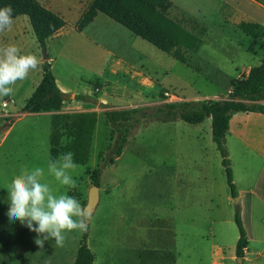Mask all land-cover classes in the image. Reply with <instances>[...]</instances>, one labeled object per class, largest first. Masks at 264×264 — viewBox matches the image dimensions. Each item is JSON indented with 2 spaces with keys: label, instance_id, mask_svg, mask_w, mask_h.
Instances as JSON below:
<instances>
[{
  "label": "rangeland",
  "instance_id": "1",
  "mask_svg": "<svg viewBox=\"0 0 264 264\" xmlns=\"http://www.w3.org/2000/svg\"><path fill=\"white\" fill-rule=\"evenodd\" d=\"M36 1L59 15L65 26L42 48L27 17L19 16L0 46L15 44L21 54H34L40 60L38 69L16 82L12 95L0 97V264H73L81 231L67 232L63 247L51 239L40 248L35 244L36 233L18 220L9 221L14 177L24 167H42V182L49 183L57 196H73L84 207L93 186L90 173L100 165L99 154L109 144L110 127L103 112L169 103L164 93L177 96V102L227 99L232 83L259 65L264 55V36L250 52L251 38L237 27L246 21L264 30V0H168L171 19H193L206 29L199 50L186 54V64L103 14L83 33L78 32L77 25L91 0ZM185 27L190 29V23ZM109 52L131 65L130 74H109L113 59ZM45 62L51 65L57 87L68 93L66 107L86 108L96 114L88 161L72 173L75 189L61 185L47 172L50 125L45 117L21 112L41 80ZM76 95L89 101L76 100ZM242 120L251 127L256 123L253 117L236 119ZM240 142L229 134L225 137L237 194L261 170L260 160L248 154ZM65 143L62 138L60 144ZM98 189L86 240L93 264H238L234 215L239 209L241 217L242 210L235 203L239 197L230 195L212 141L210 119L198 125L142 122L121 156L101 170ZM258 214L264 212H254L253 223L244 218L252 234L262 228L264 215Z\"/></svg>",
  "mask_w": 264,
  "mask_h": 264
},
{
  "label": "trees",
  "instance_id": "2",
  "mask_svg": "<svg viewBox=\"0 0 264 264\" xmlns=\"http://www.w3.org/2000/svg\"><path fill=\"white\" fill-rule=\"evenodd\" d=\"M11 6L14 20L26 16L37 43L44 48L48 38L55 35L64 26L63 19L44 8L36 0H0V8ZM172 4L168 0H91L77 25L82 32L96 18L103 14L124 27L133 36L149 43L157 50L170 55L181 64L187 63L186 54L199 50L206 29L193 19H171L168 15ZM190 23V29L185 27ZM238 29L251 38L248 51L260 43L264 36L263 27L257 23L242 21ZM261 46H264L262 43ZM66 96L56 85L51 65L45 62L42 77L33 93L22 107L24 114H41L59 112ZM76 100L89 101L81 95ZM264 55L259 65L249 69L246 76L231 85L225 100L179 101L162 103L155 106L135 107L126 110L105 111L103 116L110 127L109 144L99 154L100 165L90 173L92 185L99 187L100 173L106 165L118 159L133 131L142 123L157 121L173 123L181 121L190 125L201 124L211 120L212 141L216 146L224 167L226 182L232 198L238 196L233 184L231 169L227 159L225 137L229 130L232 115L242 112L264 114ZM96 114L93 112L53 114L50 120L49 159H57L59 154L71 151L74 162L85 165L89 157V148ZM66 139L62 146L60 141ZM234 223L238 231L235 256L243 258L247 247V236L242 225L240 211L236 210ZM88 230L82 232V238L76 251L73 264H93L94 255L87 246Z\"/></svg>",
  "mask_w": 264,
  "mask_h": 264
},
{
  "label": "clouds",
  "instance_id": "3",
  "mask_svg": "<svg viewBox=\"0 0 264 264\" xmlns=\"http://www.w3.org/2000/svg\"><path fill=\"white\" fill-rule=\"evenodd\" d=\"M13 11L11 6L0 8V34L12 29ZM39 66L40 60L36 55L21 54V49L15 44L0 47V97L12 95L16 82L25 80ZM78 167L74 154L69 151L57 159L50 158L47 172L61 185L75 189L77 182L72 173ZM44 176L42 167L21 169L10 185L7 216L10 222L18 220L36 233L35 244L40 248L51 239L57 247H63L67 232L88 230L90 214L75 197L68 194L57 196L49 183L42 182Z\"/></svg>",
  "mask_w": 264,
  "mask_h": 264
},
{
  "label": "crops",
  "instance_id": "4",
  "mask_svg": "<svg viewBox=\"0 0 264 264\" xmlns=\"http://www.w3.org/2000/svg\"><path fill=\"white\" fill-rule=\"evenodd\" d=\"M83 32L84 31L81 33ZM58 33L59 31L53 36L58 35ZM8 37L9 35H7V32L0 34V46L5 40L8 39ZM111 57L113 58L111 62L112 69L109 68V74L111 76L117 77V75L120 73L130 74V72L133 70L131 65L122 59L112 56V54ZM60 91L63 94L68 95L67 91ZM167 101H169V99H167ZM69 107H66L64 102L62 109L59 112L41 113L42 117H45L44 119L46 125H50L51 115L53 114H72L91 111L86 108L73 109ZM245 116L253 117V119H256V123L251 127L250 124L245 120L240 122L236 121V119ZM228 134L235 141L240 142L246 140L245 142L240 143L245 147L248 154L259 159L261 162L260 173L257 175L251 185L238 193V197L242 210V222L248 240L247 247L244 250L242 263L264 264V217L260 219V225L262 228L259 227L260 231H258L256 234H252V232L249 231V226H247V223H245L244 220V218L247 217L248 222L253 223L255 220L254 212H264V114L242 112L232 115L229 121V130L226 135ZM262 215L258 214V217ZM253 243H255V246H253Z\"/></svg>",
  "mask_w": 264,
  "mask_h": 264
},
{
  "label": "water",
  "instance_id": "5",
  "mask_svg": "<svg viewBox=\"0 0 264 264\" xmlns=\"http://www.w3.org/2000/svg\"><path fill=\"white\" fill-rule=\"evenodd\" d=\"M44 59L49 60L48 56L46 55L44 56ZM98 200H99V189L97 186L93 185L88 192L87 202L84 206L85 211L91 215L98 204ZM238 202H239V199L237 198L235 200V203L238 204ZM241 262L242 260L238 258L237 263L241 264Z\"/></svg>",
  "mask_w": 264,
  "mask_h": 264
},
{
  "label": "built area",
  "instance_id": "6",
  "mask_svg": "<svg viewBox=\"0 0 264 264\" xmlns=\"http://www.w3.org/2000/svg\"><path fill=\"white\" fill-rule=\"evenodd\" d=\"M164 96L167 97L170 102H177L179 100L177 96L170 95L169 93H164ZM2 107L3 108H6L7 107L6 102H3L2 103Z\"/></svg>",
  "mask_w": 264,
  "mask_h": 264
}]
</instances>
